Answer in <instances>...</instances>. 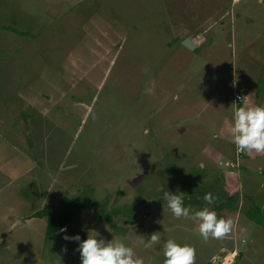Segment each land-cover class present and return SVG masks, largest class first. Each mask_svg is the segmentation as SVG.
<instances>
[{
  "label": "rangeland",
  "instance_id": "1",
  "mask_svg": "<svg viewBox=\"0 0 264 264\" xmlns=\"http://www.w3.org/2000/svg\"><path fill=\"white\" fill-rule=\"evenodd\" d=\"M251 2L244 16L186 25L164 0H0V264H44L51 249L79 247L65 235L82 242L91 230L153 264L169 239L192 246L195 264L222 252L264 264V220L245 214L255 205L264 219V153H243L240 181L225 166L235 87H245L238 107L264 106V0ZM199 29L200 44L181 45ZM165 191L231 219L232 232L204 240L173 217ZM228 196L231 209L217 210ZM61 198L86 205L66 232L45 235L32 213ZM154 232L151 248L125 240Z\"/></svg>",
  "mask_w": 264,
  "mask_h": 264
},
{
  "label": "clouds",
  "instance_id": "2",
  "mask_svg": "<svg viewBox=\"0 0 264 264\" xmlns=\"http://www.w3.org/2000/svg\"><path fill=\"white\" fill-rule=\"evenodd\" d=\"M174 99L178 100L179 97H174ZM229 132L238 152L264 153V106L238 107L234 112ZM261 170L264 171V169ZM182 196L183 194L163 192V199L167 202V207L173 217L195 222L204 240L224 239L232 232L234 223L231 219L218 218L217 213L207 207L193 212L191 206L184 205ZM203 199L211 205L216 198L211 193H206ZM59 231L66 232L67 228ZM63 239L79 242L76 251L80 253L81 264H145L142 258L136 256L131 247L126 246L120 240L112 239L106 242L99 238V233L94 230H91L87 239L82 242L79 235L72 237L65 235ZM160 239L161 233L159 232L151 234L148 242L141 237L145 247L148 248L158 244ZM61 251L66 253L67 248H62ZM163 253L164 264H195L196 251L190 245H180L169 239L164 244Z\"/></svg>",
  "mask_w": 264,
  "mask_h": 264
},
{
  "label": "crops",
  "instance_id": "3",
  "mask_svg": "<svg viewBox=\"0 0 264 264\" xmlns=\"http://www.w3.org/2000/svg\"><path fill=\"white\" fill-rule=\"evenodd\" d=\"M251 1L253 0H164L163 5L166 9H172L171 12H173V15L175 17L177 18L184 17L181 18L182 22L187 25V24H192L194 18H202V22H204L205 18L207 19L215 18V17L234 18V17L244 16L245 15L244 8L247 4H252ZM185 18H192V19L187 20ZM200 24L202 25L203 23ZM209 25L210 24H207L204 28L206 29L209 28ZM214 25L215 24H211L210 27L214 28L215 27ZM230 27L231 29L229 30H232L234 28L232 25H230ZM201 33H203V29H199L196 32H193L191 35L186 36L190 38V40L193 42L194 47L200 44V42L202 41L203 37ZM238 86L243 89L242 92L243 94L245 91V87L242 85H238ZM236 107L238 106H233V110H236ZM242 155L243 153L239 156L238 165L236 167L229 168L227 166L228 171L234 173L235 178L239 179V181H240V176H238L240 170L239 162ZM234 159H235V149H234L233 157L230 158L229 160L233 161ZM218 163L221 164V162ZM258 173H261L260 169H258ZM148 236H149L148 234H140V238H138V236L137 237L133 236V239L125 237V240L127 241L128 239L130 242L137 240L141 242L142 241L141 237H143L146 240V237L148 238ZM132 246L133 245L128 247H132ZM133 250L136 253L137 257H140L144 260L145 264H153L155 262L154 260L152 261L153 263L151 262L152 258L148 256L147 253H145L144 249H141L140 251L138 250L136 251L134 247ZM48 253H49V257L44 264H58L56 261V259L58 258L65 260L67 264H81V259L77 255L78 251L65 254L62 252H58L54 249H51L50 252Z\"/></svg>",
  "mask_w": 264,
  "mask_h": 264
},
{
  "label": "trees",
  "instance_id": "4",
  "mask_svg": "<svg viewBox=\"0 0 264 264\" xmlns=\"http://www.w3.org/2000/svg\"><path fill=\"white\" fill-rule=\"evenodd\" d=\"M8 29L14 33H18L17 30H14L12 28ZM69 203L70 201L68 199L61 198L57 207L49 208L48 206H44L32 213V216L34 217L46 218V226L44 229L45 235H51L52 233L63 228L64 225L69 221V219L86 205L85 201H76L72 205H69ZM232 203L233 197L228 196L225 200H221L218 202L216 209L221 210L225 208L229 210L232 207ZM245 214L248 216V218L258 224H261L264 220L262 215H260V209L255 205L250 206Z\"/></svg>",
  "mask_w": 264,
  "mask_h": 264
},
{
  "label": "built area",
  "instance_id": "5",
  "mask_svg": "<svg viewBox=\"0 0 264 264\" xmlns=\"http://www.w3.org/2000/svg\"><path fill=\"white\" fill-rule=\"evenodd\" d=\"M242 92H243V89L241 87L239 86L235 87V90L232 93L233 106H238L243 101ZM241 154L242 153L236 150V146H235V159L233 161L230 160V161L225 162L226 163L225 165L228 166L229 168L236 167L238 165V159ZM233 253H236V252H233Z\"/></svg>",
  "mask_w": 264,
  "mask_h": 264
},
{
  "label": "bare ground",
  "instance_id": "6",
  "mask_svg": "<svg viewBox=\"0 0 264 264\" xmlns=\"http://www.w3.org/2000/svg\"><path fill=\"white\" fill-rule=\"evenodd\" d=\"M234 256L235 253L222 252L220 257V264H229L233 260Z\"/></svg>",
  "mask_w": 264,
  "mask_h": 264
},
{
  "label": "water",
  "instance_id": "7",
  "mask_svg": "<svg viewBox=\"0 0 264 264\" xmlns=\"http://www.w3.org/2000/svg\"><path fill=\"white\" fill-rule=\"evenodd\" d=\"M181 45L184 46L185 48H187L188 50H192L194 48V44L193 42L190 40V38L188 37H184L181 41H180ZM212 264H220L218 259L214 260V262Z\"/></svg>",
  "mask_w": 264,
  "mask_h": 264
}]
</instances>
